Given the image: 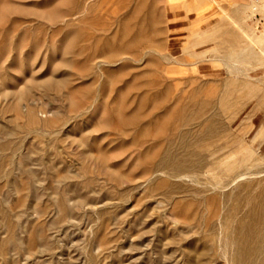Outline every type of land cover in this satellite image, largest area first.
Wrapping results in <instances>:
<instances>
[{
    "label": "rangeland",
    "instance_id": "obj_1",
    "mask_svg": "<svg viewBox=\"0 0 264 264\" xmlns=\"http://www.w3.org/2000/svg\"><path fill=\"white\" fill-rule=\"evenodd\" d=\"M263 7L0 0V264H240L264 198ZM195 112L221 119L232 175L166 169Z\"/></svg>",
    "mask_w": 264,
    "mask_h": 264
},
{
    "label": "bare ground",
    "instance_id": "obj_2",
    "mask_svg": "<svg viewBox=\"0 0 264 264\" xmlns=\"http://www.w3.org/2000/svg\"><path fill=\"white\" fill-rule=\"evenodd\" d=\"M261 52H263V50ZM200 104H203V103H200ZM211 106H212V103H211ZM230 109H232V104H230V106L228 107V110ZM198 112L200 111L198 110ZM196 113L197 112H195V114H192L191 117H183L181 119V126L185 127V130L187 129V132H185L186 134L184 132L181 133L182 135L180 134V137L178 138L179 141L170 142V143L175 144L176 150L170 152L169 154L167 153L169 151L166 152L168 154L167 163L169 165L167 166L168 168L166 169H169L168 172L171 173L170 175H178V176L179 175L187 176L191 171L194 172V175H197V174L205 172V170H209V171L218 170V172H222L224 175H232V170H233L232 164L218 167V168L216 167L219 161L217 160L218 157H216L218 150L215 149L216 146L218 145L217 144L218 140L216 141L215 138L220 136L219 129L221 127H219V121L221 119L218 120V118H216L214 122L212 121L213 124L210 123L212 125L209 126L208 123L199 121L200 113H199V116H198V113L197 114ZM249 119H245V121L243 119V122L245 123L246 120L248 121ZM205 124H208V126H205ZM251 125L249 124V127ZM196 126L200 128L196 129ZM263 138H264V122L258 128L253 138V141L255 142ZM213 146H214V149H211V147ZM249 158L252 159L251 156H249ZM165 171L167 172V170ZM242 175L243 174L234 178L233 182H235L237 178H239ZM229 178L230 179L228 180V182H225L224 185L232 184V176H229ZM217 188H222V187L217 186ZM248 217H249L248 218L249 222L246 224V228H245L247 232L245 233L246 235L244 236L245 238L243 242L241 243L242 246L240 248V256H241L240 264H255L253 263V260L257 254L263 255V264H264V245H263L264 243V198L260 201V203H258L257 205H254L251 208L250 212L248 213ZM255 242H259L261 244H259L258 246H255L254 245Z\"/></svg>",
    "mask_w": 264,
    "mask_h": 264
},
{
    "label": "crops",
    "instance_id": "obj_3",
    "mask_svg": "<svg viewBox=\"0 0 264 264\" xmlns=\"http://www.w3.org/2000/svg\"><path fill=\"white\" fill-rule=\"evenodd\" d=\"M262 4L264 5V0H262ZM264 10V7H263ZM178 11L180 9L171 8L169 11L168 19H169V28H170V43L172 44V48H177L175 45L177 43L183 44L187 41V37L189 36V15H180ZM264 20V18H263ZM179 47V46H178Z\"/></svg>",
    "mask_w": 264,
    "mask_h": 264
}]
</instances>
